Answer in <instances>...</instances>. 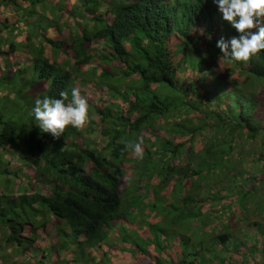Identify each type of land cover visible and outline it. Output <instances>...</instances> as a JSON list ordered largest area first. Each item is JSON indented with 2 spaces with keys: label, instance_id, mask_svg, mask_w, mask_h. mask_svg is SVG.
Returning <instances> with one entry per match:
<instances>
[{
  "label": "trees",
  "instance_id": "trees-1",
  "mask_svg": "<svg viewBox=\"0 0 264 264\" xmlns=\"http://www.w3.org/2000/svg\"><path fill=\"white\" fill-rule=\"evenodd\" d=\"M8 1L14 3L15 0ZM20 1L30 8L25 17L34 14L36 5L41 4L43 11L49 5L46 0ZM61 8L55 10L59 12ZM66 17L79 20L81 28L72 34L68 32L60 41L42 38L40 46L27 42L23 47L31 61L25 70L15 72V79L20 83L15 93L11 92L10 101L17 107L30 102L29 110L17 108L18 112L28 110V128L21 136L15 132L12 116L17 110L13 108L12 113L7 112L9 115H0V153L9 149L18 151L16 157L25 156L21 164H31V171L45 179H40L39 183L49 190L48 194H41L33 185L34 178L26 177L32 183V192L17 191L19 194H11V199L6 198L0 204V226L7 231H0V236L3 234L0 239H4L0 246L10 248L21 241L32 244V236L26 239L21 235L22 226L29 223L33 231L43 228L45 222L31 225L34 212L40 211L64 221V230L73 240L82 236L76 243L77 254L87 258L89 248L103 243L108 231L118 225L113 222L120 221L122 214L131 208L135 200L129 198L131 191L140 198L133 209L145 215V222L149 218H158L163 223L177 221L178 217L174 216L169 217L170 221L159 217L161 212L156 213L153 208L156 200L162 201L164 212L183 211V217L187 213L185 227H193L191 224L195 222L191 237L175 235V241L170 236L167 248L161 247L160 242L166 238V232L158 229L155 233L133 222L135 230L152 231L150 245L158 254L150 260L152 264H211L224 254H236L243 264H264V243L258 247L252 232L245 236L250 241L249 247L238 251L243 245L236 239L235 232L224 231V221L229 224L233 217L228 213L233 200H251L253 188L264 189V103L261 101L264 51L247 62L219 59L216 42L221 37L228 40L236 33L227 22L224 24L213 0H78ZM0 27V42L8 43L7 51L0 54L7 59L6 53H10L13 46L5 22H1ZM32 27L35 30L46 28L35 22ZM29 38L27 35L25 40ZM91 39H95L101 49L89 53L84 44ZM69 41L71 43H67ZM62 45L67 46L71 55L57 62L54 58L61 52ZM44 46L49 47L52 60L44 55ZM103 50L107 52L104 55ZM92 58H96L98 68L88 66ZM105 61L120 70V74L101 69ZM2 65L4 67L3 62ZM184 69L190 72L187 87L182 74ZM71 73L82 84L105 88L109 99L114 101L110 103L112 112L108 107L99 109L88 105V111L98 115L96 127H102L99 135L104 145L99 149L86 142L78 146L65 141L67 137L81 134V129L68 126L63 135L54 140L37 127L32 113L35 99L60 98V92L67 91L65 103H69L74 88ZM153 87L168 90V95L149 90ZM187 92L203 102L190 100ZM2 117H6V122L1 121ZM142 129L147 130L146 135L139 136L137 141L143 142V158H134L137 162L130 166L133 159L126 157L130 151L125 148L133 140L131 134L134 132L136 136ZM248 146L241 154V148ZM246 162L251 164L248 166ZM124 163L128 167H123ZM86 164L89 165L87 172ZM124 170L128 173L133 170L135 182L145 185L134 183L120 191L119 178ZM256 174L260 178H256ZM169 185L183 192L170 202L167 199L170 196L165 195ZM261 196L264 198V192ZM23 207L33 212L31 222L29 217L19 221L2 217L6 210ZM222 207L225 208L222 210ZM149 210L150 215L144 214ZM224 211L228 214L222 216ZM233 212L242 218L237 209ZM183 225L171 224L172 229L177 226L178 230H183ZM214 226L219 227V231L210 236ZM159 236L162 238L158 239ZM213 243L223 251L215 252ZM133 247L129 249L136 254V262L141 259L144 263L146 257L151 258L145 247ZM184 251L186 254H182ZM87 261L97 262L93 258Z\"/></svg>",
  "mask_w": 264,
  "mask_h": 264
},
{
  "label": "rangeland",
  "instance_id": "rangeland-1",
  "mask_svg": "<svg viewBox=\"0 0 264 264\" xmlns=\"http://www.w3.org/2000/svg\"><path fill=\"white\" fill-rule=\"evenodd\" d=\"M77 1L78 0H46V2H49V5L45 9V11L42 10V8L40 7L41 4H39L34 7L33 9L34 14L32 16L25 17L24 15L30 9L27 3L22 2L20 0H15L14 3L12 1L6 0V2L4 1L5 3L3 4L2 0H0V4H2L0 5V23L5 22L6 27L9 28V30L7 29L8 31L7 30L6 31L9 35L8 36L9 42H11L13 46L12 51L8 54L6 53L7 59L5 58L4 54H0V69H1L0 70V115H9L10 113H12L11 108H13L14 111H16L17 108L19 107L28 108V110L31 108L30 102L29 103L24 102L25 105L17 107L15 103H12L10 101V99L13 97V94L11 92L15 93V90L18 89V87L16 86L20 83L18 79H15V72L21 71L24 68L26 69L28 67V61L25 60L24 57V54H27V50L23 47L27 42L31 43L32 46L33 45L40 46L42 38H47L54 41L65 39L67 37V34L69 33L72 34L76 29H80L81 25L78 24L79 20H76L72 17L65 20L66 17L65 14L67 13L68 10H72V8H74V5L75 3H77ZM60 4H62V6H59ZM58 7L60 8L62 7L61 11L59 12L55 10ZM107 21H109V19H107ZM34 22L38 23L39 26L41 27L42 26L45 27L46 25V28L44 30H35L32 27V23ZM63 22L68 23V27L67 24H61ZM225 23L226 22H224V24ZM226 25H228V23H226ZM27 35L30 37L29 41L25 40V37ZM94 42L95 39H91L88 43L84 44V46L88 47V49L90 50L89 53L93 52V50L96 48L101 49V45L96 44V42L95 43ZM67 43H71V42L69 41ZM65 45H62L60 47L61 52L56 53V57L54 58L55 61L59 62L61 61L62 58L63 61H65L67 57L71 55V52L66 48L67 46ZM7 46L8 43H4L3 41L0 42V52L1 53L6 52ZM42 50L46 57H48L50 60L53 59L50 56L51 53L49 51L48 46H44ZM106 53H107L106 50L105 51L103 50L102 55ZM1 60L4 64V67H2L3 65ZM103 63H104L103 64L104 67H100L101 69L106 70L108 73H112L115 71L120 74L121 71L111 66V63L109 61L108 62L105 61ZM88 66H95L98 68V63L96 61V58L90 59ZM66 69L70 72L69 66H67ZM182 74L183 76H185L184 85H186L187 87L189 85L190 72L184 69ZM73 77H72L73 85H74L73 87L78 88L80 90L81 95L87 100L88 105L96 106L99 109L101 107H108L111 112L113 111V108L112 106H110L111 105L110 103L111 101L114 103V101L113 99L112 100L109 99L110 97L107 96V93L105 92V88L99 89L92 86L90 83L82 84L80 81H78L75 78L74 75ZM13 87L15 89H13ZM159 88L160 87H153L150 88L149 90L155 92L156 94L159 93V94L168 95V90L162 89L159 91ZM261 89L264 93V86H262ZM263 93L261 94L262 97L261 96L259 97H261V101L264 103ZM187 97L190 100H195L196 102L198 101L203 102V100L200 97L195 99V97L191 93H188ZM21 100H23V98ZM208 107L211 106L208 105ZM28 110L23 112H18L17 110V113H13L14 116L11 115L14 121V130L19 136H21L24 130H26L29 126V118H28L29 112L27 113ZM8 111H10V113H7ZM195 115L199 117V114H195ZM5 119L6 117H2L1 121L6 122ZM98 125H99L98 115L95 114V112H93L92 110H89L88 120L84 125V127L81 128L80 131L81 134H78V136H75L73 138L67 137L65 141L78 144V146H81L82 142L84 143L86 142V143H90L96 149H99L104 145V140L99 135V132L102 131V127L101 128L96 127ZM146 131L147 130L142 129L138 132V135L136 136H134V132H133L130 136V138H133V140L130 143L134 144L135 142H137L139 136L146 135L145 133ZM247 149H249V146L242 147L241 154L244 152V150ZM129 151L130 153H128L126 157L133 159V162L129 164L131 166L137 162L134 158L136 159L138 158L133 154V150L131 147H129ZM15 152L8 149L3 153H0V204L5 202L6 198L11 199V194L12 195L19 194L16 193L17 191L18 192L23 191L26 193L32 192V189L30 188L32 183L29 182V180L27 181L26 177L29 178L31 177L32 179L34 178L33 185L37 189L36 191H39L43 195L48 194L49 191L46 190L44 186L39 183L40 179L41 180H45V179L41 178L37 174V172H34L33 170L31 171V167H30L31 164L30 165L27 164L28 166L21 164V162H25L24 160L25 156L19 154V157H16ZM233 154H235V152H233ZM233 154H232V158H233ZM246 163L248 166L251 164L250 162H246ZM123 167H128V164L124 163ZM84 168L85 171L87 172L89 169V165L86 164ZM133 172H134L133 170L129 171V173L125 171L123 174H121L119 178L120 191L123 188L132 187L135 185L134 183H136L135 182L136 176L134 175ZM15 174L16 177H14ZM255 177L260 178L258 174H256ZM142 183L143 182H141L140 184ZM140 184L136 183V186L138 185L140 186ZM144 185L145 184H142V186ZM157 190L160 193V190L159 189ZM130 192H129V198L135 200L132 203L131 208L122 214L123 218H121L120 221L118 222L112 221L113 223L118 224L116 226L117 229L114 228L113 231H108V235L103 243H101L99 246L89 248L88 250L89 257L87 256V258L89 259L93 258L95 261H97L95 264H152L150 260H152L154 256H158V254H156V252L153 250L152 245H150L152 240V231L135 230L134 223L136 226L138 225L144 228L149 227V229L154 230L155 233H158V229H160L163 232H166L165 233L166 238L164 237L162 238V236H159L158 238V239L162 238L160 240L161 247H165V248H167L168 243L171 240L170 236H173L174 240L177 241L175 235H179L183 237H191L193 235V231L196 228L194 224L195 222L191 224L193 227L189 225H186L185 227V225H183L184 223H186V221H188V219H186L187 213H185L183 217L182 215L183 211L177 213L175 212V210H171L170 211L171 214L164 212L161 209V206L163 205H162V201L160 200L159 201L156 200L153 203V205L155 206L153 207L155 209V212L156 213L161 212L159 217H163L167 221H170L169 217H173V216L174 218L178 217L176 222L178 224L183 225V230L181 229L178 230L177 226L175 229H172L174 228V226H171V224L173 223L175 224L176 222L163 223V221H159L158 218L157 219L149 218V220L145 222L144 221V219L146 218L144 217L145 215L141 214L140 212L137 213V210L133 209V207L136 204L140 203L138 200L140 198L134 193H130ZM263 192H264L263 188H253V191L251 192V200L248 199L240 200L239 198L234 199L233 204H230L229 206L228 209L229 211L227 210L228 213L233 217L230 219L229 224H226V222L224 221V225H226V227L224 226L225 227L224 231H228L229 233L235 232L236 239H238L242 243L241 245H243L238 251H242L243 248L249 247L250 241H248V239L245 238V236L249 232L253 233L255 237L256 245L258 247L260 245H263L262 243H264V206L263 207L261 206L264 205V198L263 196H261ZM182 194H183L182 191L179 192L176 188H172V186L170 187V185H169V189L165 190V195L170 196V198H167L169 199L168 202H170L171 200L172 201L176 200ZM124 204L125 203L122 204V207ZM224 208L225 207H222V210ZM234 209H237L239 212L242 213V218L241 216L233 212ZM147 213L148 215H150L151 210L145 212L144 214ZM228 213L224 211L221 214L222 216H225ZM34 216L35 219L33 221V224H31L33 227L37 226L38 223L41 222H45V226L43 228H39L33 231L31 230L32 227L29 226L30 225L29 223L28 224L24 223L22 226V233H21V235L26 239L27 238L30 239L32 236L34 238L33 243L30 244L27 243L28 241L27 242L21 241L16 246L14 245L10 246V248L7 246H6L7 248H5L4 245L0 246V250H1L0 264H94L93 262H88L89 260L87 261V258H83V257L80 258L79 254H77L79 251L77 250L76 243L82 240V236H79L76 238V240L75 239L73 240L72 235L69 234L68 231L66 232L64 230V228H66L64 221L60 219H56L55 217H52L51 215L40 211L34 212ZM2 217L10 218L12 221L28 219L29 217L31 222V219H33L32 218L33 212L30 211L29 208L23 207L22 209H18V210L15 209L6 210L3 212ZM155 224L156 226L154 227ZM209 226H212V223H210ZM209 226L206 227V230H208ZM63 230L66 232V235L62 234V232L65 233ZM0 231H4L7 233V231L4 230L2 226H0ZM215 231H219V227L214 226V232L213 234H210V236H213ZM116 234L120 237L121 235H123L124 238H119L116 236ZM133 234L135 237H133ZM2 235L0 236V238H2ZM0 241L3 242L4 239L3 241L2 239H0ZM133 245H138L139 248L145 247V250L147 251L148 254H150L151 258L149 259L146 257L144 263H142L143 260L141 259H139L136 262L135 261L136 254L134 255L133 253H131L133 250H130L134 248ZM211 245H212V249L215 252L221 253V251H223L220 247H216V243H213ZM23 247L24 249H22ZM80 248H84V247H80ZM9 250H11V252ZM1 252H3L2 253L3 255H1ZM184 253L186 254V251L182 252V254ZM137 255L139 256V254ZM159 256L162 257V255ZM217 261L216 262L214 261L211 264H243V261L236 254H233L232 256L224 254L223 258L220 257V259H218Z\"/></svg>",
  "mask_w": 264,
  "mask_h": 264
},
{
  "label": "clouds",
  "instance_id": "clouds-1",
  "mask_svg": "<svg viewBox=\"0 0 264 264\" xmlns=\"http://www.w3.org/2000/svg\"><path fill=\"white\" fill-rule=\"evenodd\" d=\"M213 3L222 15V20L227 22L236 33L228 40L221 37L216 42L219 59L225 62H247L264 51V0H213ZM67 19L65 17V20ZM24 57L29 65L30 55L27 53ZM59 95L60 98L37 97L32 109L34 118L38 122L37 127L54 140L59 139L68 126L81 129L88 120V102L78 88H72L71 100L67 104L65 101L68 100V92L62 91ZM142 143V141L130 143L126 145L125 150L131 147L133 154L142 159Z\"/></svg>",
  "mask_w": 264,
  "mask_h": 264
},
{
  "label": "crops",
  "instance_id": "crops-1",
  "mask_svg": "<svg viewBox=\"0 0 264 264\" xmlns=\"http://www.w3.org/2000/svg\"><path fill=\"white\" fill-rule=\"evenodd\" d=\"M4 1L6 2V0H2L3 4L5 3ZM7 1H8V0H7ZM0 5H2V4H0ZM13 5H14V4H13ZM14 6H15V5H14ZM22 7H23V6H22ZM19 8H20V7H19ZM13 9H14V8H13ZM9 251L11 252V250H9ZM9 251H8V253H9ZM3 252H4V251H3ZM3 252H1V255H3V254H2ZM3 263H4V262H3Z\"/></svg>",
  "mask_w": 264,
  "mask_h": 264
}]
</instances>
